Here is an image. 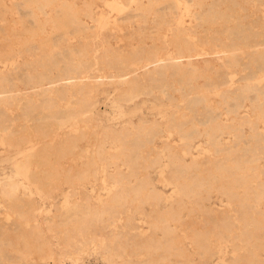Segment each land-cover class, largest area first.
Masks as SVG:
<instances>
[{
	"label": "rangeland",
	"instance_id": "374dc122",
	"mask_svg": "<svg viewBox=\"0 0 264 264\" xmlns=\"http://www.w3.org/2000/svg\"><path fill=\"white\" fill-rule=\"evenodd\" d=\"M86 2L103 19L89 15ZM191 54L199 67L169 59ZM142 67L150 79L132 94L131 71ZM0 71V186L18 182L15 192L0 191V264H109L103 243L110 234L118 236L124 257L140 264H233L243 252L264 259V0H0ZM94 101L99 127H130L142 117L157 125L111 138L82 118ZM245 113V136L231 155L220 156L225 173L219 161L199 165L185 155L189 163L178 176L193 191L183 195L187 206L177 203L182 191L170 167L163 165L160 175L150 139L161 145L160 135L169 133L182 142L185 129L195 130L192 142L202 147L192 152L208 158L210 137L197 131L213 117L225 125L217 130L221 143H234V117L243 120ZM131 154L138 172L122 184L147 173L157 197L130 193L117 211L85 228L76 225L87 205L117 188L107 171L131 170L125 162ZM224 175L241 195L263 188L256 203L263 213L247 224L231 216L229 196L219 187ZM204 204L218 217L227 211L231 226L207 223ZM176 209L186 218L176 223L186 256L169 248L161 227L152 231L158 247L135 242L129 217L142 240L149 213L170 218Z\"/></svg>",
	"mask_w": 264,
	"mask_h": 264
},
{
	"label": "bare ground",
	"instance_id": "6f19581e",
	"mask_svg": "<svg viewBox=\"0 0 264 264\" xmlns=\"http://www.w3.org/2000/svg\"><path fill=\"white\" fill-rule=\"evenodd\" d=\"M178 1V0H177ZM88 5V12L89 15L94 17L95 19L101 20L103 19V14L95 12L93 9L94 6L91 5V3L86 2ZM139 2V6H140ZM68 5V4H67ZM70 5V4H69ZM180 16V22L184 24L183 22V17ZM176 18V17H175ZM108 20V19H107ZM106 20V21H107ZM176 20V19H175ZM102 22V21H101ZM179 22V23H180ZM104 24V22H103ZM83 25L85 27H89V25L85 22H83ZM178 27V26H177ZM91 28V27H90ZM89 29V28H88ZM185 29V28H184ZM182 27L179 31L184 30ZM169 59L172 61L173 64L177 66H182L184 64L188 65V67H199V60L195 55H189L187 56V59L184 61L182 59L177 58L176 56H169ZM206 62H209L208 59L205 60ZM150 71L146 67L142 68H134L131 71V84H132V94H134L135 88L138 83L141 82H147L150 79ZM4 76V71H0V79ZM136 96V95H135ZM206 101L208 102L209 100L206 98ZM97 106L96 101L92 105H90L88 108H86L85 111L81 113L82 118H86L87 120H91L94 125L98 128V133H103L106 136H109L111 138H121L123 135L126 134V132H135V133H143L145 131L153 129L157 124L150 122L149 119H146L142 117L138 121H132L131 120V126L127 127L126 125L122 128H115L111 127L108 125H105L103 127H99L98 125V117H97V112L95 110ZM80 115V114H79ZM79 115L76 116L75 119H79ZM75 117V116H74ZM250 116L245 113L244 119H236L234 117V125L238 128V140L234 141V143H229L228 145H223L221 143L220 135L217 134V130L221 127H224L225 125L218 120H214L212 117L211 123L208 124L203 131H197V135L201 136L204 134L209 135V140H208V145L210 149H213V152L211 153V156H204L205 158L199 159L197 155H195L192 150L194 148L200 149L201 143L198 144H193L192 139L195 137L196 134L195 130H188L185 129L183 131V140L182 142H173L170 139V134H165L162 132L160 129V132L163 133V135H160V138L162 139V144H156L153 141V139H150L151 145H149V149L155 153V156L153 158V162H159L161 166V176H165V168H163V165H166L170 167L169 172L175 176L176 178V183L177 187L181 189V197H179L176 201L179 204H186L185 199L183 198V195H188L189 192L193 191V186L190 184L182 183L180 181V178L178 176V172L182 169V167L186 166L189 162L185 158V155L188 153L192 154V160L191 162L194 164H199V165H208L209 163H212L213 161H219L218 162V167L220 170H222V174L227 171V166L221 163L219 160L221 155L224 154H230L231 155V149L234 145L238 144V141L245 136V133L243 131V125L246 120H249ZM130 122V121H129ZM171 133V132H170ZM168 135V136H167ZM172 146L177 147V152H174L171 149ZM112 149H114L112 147ZM169 149L168 152L165 150ZM115 151V150H114ZM227 152V153H225ZM165 156L168 158L167 161H165ZM177 157L179 160V163L175 162L174 158ZM125 162H128L131 165V170L126 173L120 169H117L116 171H107L106 176L113 178L116 183H118V186L115 190H112L109 195L104 198L100 203L94 204L93 206L87 205L86 207V215L75 222L76 225L81 226L83 228L93 225L94 223L100 221L102 219V215L104 212L109 211V212H114L117 211L118 207L121 205V202L123 198L130 194V193H136V194H143L144 199L148 198H154L157 197L158 190L155 187L153 181L151 180L149 174L145 173L143 178H140L136 181V183H133L132 185H123V180L125 178H129L130 174L131 175H136L138 172V160L137 156L131 154V156H126L125 157ZM236 163V162H235ZM236 165H238L236 163ZM168 172V171H167ZM228 175H224L223 178L221 179L220 183V188L222 189L223 192L227 193L229 196V206L230 211H234L235 214L231 216H238L241 220L247 224L248 219L253 216L255 213H263V211L259 208V206L256 204L258 202V192L263 189V188H258L255 191V195L257 196H247V190L244 191V195L240 194L238 191H236L235 184L227 179ZM181 182V183H180ZM18 182L17 180H5L2 182L0 186V191L6 192V193H13L17 190ZM85 186V185H84ZM92 195H87V198L89 199ZM203 198L198 199L201 201ZM183 201V203H181ZM173 208H175L174 202H172ZM235 207V208H234ZM204 212L208 214L207 217V223H215L216 225L220 224L221 222H224V224L227 227H230V221L227 220L226 218L229 217V214H226L227 211H224V216L223 217H218L216 216L219 214L217 212V209L212 206L211 208H207V206L204 204L203 205ZM219 211V210H218ZM229 211V212H230ZM222 213V211L220 212ZM170 218H164V216L158 214V215H153L149 213V227H150V232L149 234H146V237L142 240L139 238V233L137 229L140 228V225H138L131 217L130 223L131 227L133 228V236L136 239L135 242L139 241V244L143 246L144 248L147 247L148 245H152L153 247H158L156 244L155 238L152 236V231L155 230L157 227H161L164 233V239L165 241L169 244V248H173L175 251L174 253L177 255H184L186 256L187 249L183 246V239H181V235L177 232V222L182 221L184 214L180 209H176L171 213ZM223 219V220H222ZM247 226V225H245ZM183 230H186L185 228ZM187 231V230H186ZM185 231V232H186ZM187 233V232H186ZM185 233V234H186ZM116 234H110L108 237V240L103 243V248L104 250L110 254L109 257V264H140V263H135L134 259L131 257H124L122 248L123 246L120 244L119 241H116L114 237H116ZM187 236V235H185ZM189 236V234H188ZM197 238H199L198 243L200 247H203V242H202V236L201 234L196 235ZM118 238V236H117ZM113 239L114 241H112ZM237 239V238H234ZM182 242V243H181ZM193 242L195 240L193 239ZM235 242V240H234ZM196 244V242H195ZM198 244L195 245V247ZM238 246V245H237ZM236 246V247H237ZM168 248V249H169ZM189 249V248H188ZM151 250V249H150ZM237 250V249H236ZM196 252V251H195ZM221 251L218 249L217 253H220ZM187 253V254H186ZM191 253V252H190ZM214 253V252H212ZM216 253V252H215ZM260 254V253H259ZM257 252H254V254L251 253H244L239 254L238 257L237 255L231 258L233 260V264H252L255 258L259 259L260 264H264V259L261 258ZM213 255V254H212ZM118 257V258H117ZM229 260V258H228Z\"/></svg>",
	"mask_w": 264,
	"mask_h": 264
}]
</instances>
